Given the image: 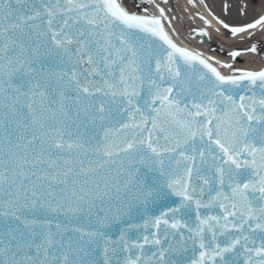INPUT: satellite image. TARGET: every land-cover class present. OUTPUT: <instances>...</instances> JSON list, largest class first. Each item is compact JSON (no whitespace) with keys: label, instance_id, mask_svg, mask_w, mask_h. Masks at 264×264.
Masks as SVG:
<instances>
[{"label":"snow or ice","instance_id":"obj_1","mask_svg":"<svg viewBox=\"0 0 264 264\" xmlns=\"http://www.w3.org/2000/svg\"><path fill=\"white\" fill-rule=\"evenodd\" d=\"M158 12L0 0V264H264V67ZM237 12L208 15L264 28V0Z\"/></svg>","mask_w":264,"mask_h":264},{"label":"bare ground","instance_id":"obj_2","mask_svg":"<svg viewBox=\"0 0 264 264\" xmlns=\"http://www.w3.org/2000/svg\"><path fill=\"white\" fill-rule=\"evenodd\" d=\"M211 1H214V5H217V7L214 6ZM237 2L238 0H203V3H201V0H192V3H189V0H152L151 4L147 5V12L150 15H159L158 7L164 9L167 19L163 20L162 23L165 26V30L170 36H172L174 42H176L179 46L187 47L189 50L201 51L205 53V55H212L222 62L231 63L234 68L256 70L257 67L264 65V56L260 57L257 63L254 62L256 55L255 53L248 51L251 45H246L250 42L247 34L232 36L231 33L222 28L215 20L212 19V16H215L228 23L230 26H242L244 23L249 22L252 17L246 21H244L245 17H242V15L238 17L239 13H237ZM239 3L242 5L243 0H239ZM213 6L218 9V12L213 10ZM209 12H211L212 16L208 15ZM172 13L174 15L173 17L171 16ZM222 14L224 16L226 15L228 19H231V22L223 18ZM201 15H203L205 19L209 20L210 26H205L204 22L200 19ZM180 24H183V26L193 31L191 35V37H194L193 40L182 35V32L178 30V26ZM201 29L207 31L208 36L201 37L197 35L196 33ZM217 29H219V31H217ZM253 31V38L262 37L264 42V35H262V33H264V28ZM226 37L230 38L227 39ZM208 39L215 41L213 44L211 43L213 46H216V44L220 42V44H223L224 46H230L231 51L240 49L239 52H241V55L235 60L231 57H224L225 52L223 50L217 49L214 51L203 45V41H208ZM254 43L257 44V47L261 44L259 40ZM261 47L264 48V43ZM251 54L252 56H250ZM251 61H253V63H250ZM214 66L218 67V70H220L222 74H229L230 72L229 69L219 68V66L215 64Z\"/></svg>","mask_w":264,"mask_h":264},{"label":"rangeland","instance_id":"obj_3","mask_svg":"<svg viewBox=\"0 0 264 264\" xmlns=\"http://www.w3.org/2000/svg\"><path fill=\"white\" fill-rule=\"evenodd\" d=\"M212 2V4L214 5L215 4V2L214 1H211ZM136 3H137V5H139V7H140V10L141 11H143V9H147V2L146 3H141V0H136ZM214 6H216L217 7V5H214ZM212 7L213 8V10H216V12H218L217 10V8L216 7ZM220 13V12H219ZM238 13V12H237ZM225 14V13H224ZM223 15V14H222ZM171 16L173 17L174 15H173V13L171 14ZM240 16V14H238V17ZM242 17H245V19H244V21H246V20H248V19H250L251 18V16L250 15H242ZM223 18H225L226 20H228V21H230L231 19H228L227 17H226V15L224 16L223 15ZM231 22V21H230ZM233 22V21H232ZM178 30H180L181 32H182V35H184L186 38H191L192 40L194 39V37H191V35H192V33H193V31L191 30V29H189V28H187V27H185V26H183V24L181 25H179L178 26ZM254 36H251V38H249L248 40H250V42H248L249 44L251 43V42H253V41H255L256 39H258L259 37H255V38H253ZM227 39H229L230 37H226ZM199 39V38H198ZM223 41V40H222ZM213 42H215V41H213L212 39H208V41H203V45H205L206 47H209V49H212V50H215L216 51V49H217V47L214 45H212L213 44ZM212 43V44H211ZM259 46V45H258ZM253 54V53H252ZM252 54L250 55V56H252ZM255 55H256V59H255V63H257L258 62V59L260 58V57H262V56H264V48H262L261 47V44H260V46L258 47V51L255 53ZM264 60V59H263ZM250 63H253V61H251ZM243 64V63H242Z\"/></svg>","mask_w":264,"mask_h":264},{"label":"water","instance_id":"obj_4","mask_svg":"<svg viewBox=\"0 0 264 264\" xmlns=\"http://www.w3.org/2000/svg\"><path fill=\"white\" fill-rule=\"evenodd\" d=\"M261 67H264V65H261ZM261 67H257V69L256 70H259ZM230 73V72H229Z\"/></svg>","mask_w":264,"mask_h":264}]
</instances>
